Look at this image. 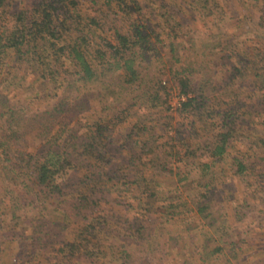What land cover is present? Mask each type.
I'll return each instance as SVG.
<instances>
[{
	"label": "rangeland",
	"instance_id": "1",
	"mask_svg": "<svg viewBox=\"0 0 264 264\" xmlns=\"http://www.w3.org/2000/svg\"><path fill=\"white\" fill-rule=\"evenodd\" d=\"M8 1L9 11L22 4ZM138 1L141 13L125 19L107 14L102 0H79L81 14L95 18L89 47L116 45L112 29L130 32L132 21L143 25L154 11L156 21L170 27L171 14L176 25L174 34L159 30L156 22L153 34L141 30L146 37L134 47L136 75L130 81L121 67H112L94 81L69 85L74 92L68 108L49 118V127L61 134L68 127L85 132L90 140L103 141L105 149L103 159L93 154L79 158L89 164L87 169L79 163L77 170L69 169L73 191L64 195L85 194L92 205L87 216L101 219L98 240L105 246L116 231L111 248H124L136 263L264 264V86L251 67L264 65V0ZM5 17H0V28L7 18L6 25L11 23ZM115 53V59L123 55ZM26 62L14 65L10 53L0 57V79L8 76L0 81V104H10L25 117L33 108L53 105L66 92L61 86L75 77L72 64H60L55 84L40 92L38 77ZM176 68L186 74L187 89L180 88ZM185 92L195 98L177 109L175 100ZM227 127L224 152L211 154ZM47 145L28 130L17 147L38 153ZM95 146L101 153L103 148ZM235 159L246 164L253 159L252 175L234 173ZM71 198L60 207L74 213L77 200L72 205ZM201 203L213 208L210 225L195 213ZM51 205L46 203L42 213L61 220L64 212ZM147 234L156 245L145 242ZM53 240L34 253L27 242L20 244L15 231L1 236L0 264H108L82 252H56L53 247L61 240L56 234ZM216 243L222 250L210 253Z\"/></svg>",
	"mask_w": 264,
	"mask_h": 264
},
{
	"label": "trees",
	"instance_id": "2",
	"mask_svg": "<svg viewBox=\"0 0 264 264\" xmlns=\"http://www.w3.org/2000/svg\"><path fill=\"white\" fill-rule=\"evenodd\" d=\"M8 2V0H0V17L10 16L11 18L9 25H6L9 22L8 18L3 19L4 26L0 28V57L10 53L14 65L17 60H26L30 69L36 73L35 78L38 77L36 85L40 92H46L50 89V85L55 84L56 77L60 76V64L65 62L72 64L74 66L72 73L75 77L61 86L63 92L64 90L66 92L59 96L53 105L42 109L33 108L27 117L17 110L15 112L8 103L0 104V203L5 207L0 209V237L15 231L20 244L24 245L22 242H27L30 248L36 249L33 252L37 253L44 246L52 244L56 234L61 240L59 241L61 245L53 248L63 255L82 252L93 256L91 259L98 262L103 260L108 264H140L132 260L124 248H111V238L116 231L111 235L110 240L105 239L104 243L109 244L103 246V243L98 240L95 231L101 225V219L95 221V217L89 219L87 216L92 210V205L88 206L85 194L80 193L78 196L70 194L72 196L70 204L73 205L77 200L76 205L74 204V213L71 210L64 211L60 207L70 196L64 194L70 190L73 191L69 169L77 170L75 164L78 163L87 169L89 164L79 158L90 157L93 154L97 157L96 159L101 157L103 159L105 147L102 146L103 141L101 142L100 139L94 142L85 135V132L76 133L71 127H68L64 134L56 132L57 128L49 127L48 119L57 117L68 108L67 100H71L70 92H74L69 85L75 81H80L82 84L94 81L104 72V69L112 67H121L127 76L125 78L127 81L133 79L136 75L133 67V54L136 52L134 47L142 44L146 37L141 35V30L153 34L152 24L156 22L159 30L168 34L176 25L173 16L168 14L172 18V25L166 27L164 23L156 21V11L151 12V18L143 20V25L132 21L130 32L120 31L117 27L112 29L116 45L89 47V43L93 41L92 30L96 26L95 18L81 14L79 0H20L22 4L16 5L12 11L7 9ZM102 4L107 14L110 12L115 17L125 19L134 14H140L142 9V4L138 0H102ZM90 48H94L93 54ZM118 51H121L123 55L117 56V59L113 58ZM251 67L254 78L261 80L260 84L264 86V73L259 72L264 65ZM175 72L181 75L178 79L180 88L187 89L186 74L184 77L178 68ZM72 73L70 71V75ZM7 79L8 76H4L0 81L4 82ZM78 96L74 94L73 98L79 100ZM193 98H195L194 95L188 96L181 101L177 109L190 106ZM95 129L99 136L102 126L98 124ZM28 130H35L36 135L43 138L48 144L46 150L36 153L17 147ZM229 132L228 127L220 132L219 143L213 145L211 154L222 155ZM143 142L142 139L141 143ZM260 142L264 146V138L260 139ZM96 143L103 148L101 153L95 151ZM256 158L255 156L254 159ZM235 160L234 173L252 175V168L255 165L253 159L248 164ZM46 203L52 204V209L64 212L61 220L52 219V215H48V218L42 213L41 209L46 207ZM195 209L196 214L207 219V224H212L214 220L211 213L212 206L201 203L196 204ZM236 213L238 215V212ZM5 231L8 233L3 234ZM139 237L142 238V236ZM144 240L149 245H156L153 235H145ZM103 249H108L109 252ZM221 250L222 246L216 243L209 252Z\"/></svg>",
	"mask_w": 264,
	"mask_h": 264
},
{
	"label": "built area",
	"instance_id": "3",
	"mask_svg": "<svg viewBox=\"0 0 264 264\" xmlns=\"http://www.w3.org/2000/svg\"><path fill=\"white\" fill-rule=\"evenodd\" d=\"M190 95H191V93H188V92H185V94H180V96L175 100V103H174L176 108L180 105L181 101L185 100ZM164 101L166 103V97H165Z\"/></svg>",
	"mask_w": 264,
	"mask_h": 264
}]
</instances>
